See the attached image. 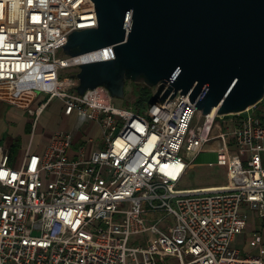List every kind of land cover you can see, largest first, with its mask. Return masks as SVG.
<instances>
[{
  "label": "built area",
  "instance_id": "1",
  "mask_svg": "<svg viewBox=\"0 0 264 264\" xmlns=\"http://www.w3.org/2000/svg\"><path fill=\"white\" fill-rule=\"evenodd\" d=\"M96 25L91 0H0V98L13 105L23 87L30 101L43 95L17 162L0 148V264H264V237L252 227L244 251L231 245L248 228L244 206L264 218V94L260 117L255 105L229 114L225 130V115L202 114L188 93L142 114L115 106L103 85L79 94L58 70L110 59L112 46L57 52L72 31ZM55 96L75 124L33 153L37 119ZM211 139L227 183L177 187L189 155ZM148 232L154 243L131 239Z\"/></svg>",
  "mask_w": 264,
  "mask_h": 264
},
{
  "label": "water",
  "instance_id": "2",
  "mask_svg": "<svg viewBox=\"0 0 264 264\" xmlns=\"http://www.w3.org/2000/svg\"><path fill=\"white\" fill-rule=\"evenodd\" d=\"M97 25L72 31L62 52L111 45L78 63L75 90L123 97L126 81L154 87L149 105L187 94L202 114H238L264 94V0H91Z\"/></svg>",
  "mask_w": 264,
  "mask_h": 264
},
{
  "label": "rangeland",
  "instance_id": "3",
  "mask_svg": "<svg viewBox=\"0 0 264 264\" xmlns=\"http://www.w3.org/2000/svg\"><path fill=\"white\" fill-rule=\"evenodd\" d=\"M66 54L62 52L61 49L58 50L57 56L64 57ZM77 71V67H68L61 68L58 70V77H73V74ZM76 81V80H75ZM154 87H148L146 85L142 86L140 83H135L132 81H126L124 86V95L123 97H113V104L120 108H126L129 110H133L134 112L142 114L143 111L147 108L149 103V98L153 92ZM42 93H39L38 98H42ZM47 97V94L45 95ZM17 102L22 103L24 100L17 99ZM11 106L10 102L6 99L0 98V148H9L11 149L12 162L10 165L15 164V161L19 159L20 156V148L21 142L25 138L26 133L23 129L26 128V123L29 125L31 118H34L35 112L34 110H27L23 118V123L20 126H16L18 123L13 121V119L9 120L5 115H7L8 111H6L7 107ZM60 107L61 100L58 97H52L47 106L42 111L39 117V124L41 123L44 126L45 130H52L57 128L61 123L60 118ZM9 110H14L10 108ZM19 110V109H18ZM255 116L260 117L262 114V104L260 102L255 104ZM224 118V120L222 119ZM222 118H217L222 125L223 130H225L224 121L226 118H230L229 116H223ZM67 122L70 127H73L75 124V118L73 115L68 117ZM25 125V126H24ZM31 130V129H30ZM80 130H83L80 129ZM94 136V146L99 149L102 145L101 133L96 128L93 130ZM215 133V132H214ZM21 138V139H20ZM37 138H34L36 141ZM218 139H211L206 142L201 149V151L196 155L195 158L192 155H189L190 159H193V164L189 167L187 173L183 176L181 181L178 183L177 187L179 188H190V187H198L205 186L211 184H224L226 183V170L223 166L216 164V148L219 145ZM13 144L11 147L10 145ZM250 220L252 221V228L255 229L259 234L264 237V218L257 216V214H253L250 216ZM254 232L252 230H246L238 234L234 241L232 242L233 247L240 248L241 251H244L247 247V239ZM155 234L152 233H142L135 236H132L131 239L134 243H139L143 241L153 242L155 241ZM127 264H133L131 259H127Z\"/></svg>",
  "mask_w": 264,
  "mask_h": 264
},
{
  "label": "crops",
  "instance_id": "4",
  "mask_svg": "<svg viewBox=\"0 0 264 264\" xmlns=\"http://www.w3.org/2000/svg\"><path fill=\"white\" fill-rule=\"evenodd\" d=\"M32 94H33V92L31 90H28V91L26 90L24 92H21V94L19 96H17V98H14L13 99L14 103H16L17 105L16 104H13L12 105L10 103L11 106H8L7 107L6 111H8V113L5 116L9 120L13 119V121H15L17 123L19 122L17 125H15V127L16 126H20V124L23 123L22 121H24L23 118H25L24 115H25V112L27 110H34V108L36 107V104L38 103L39 98H36L33 101L32 100L30 101V99L32 97ZM18 98L21 99V100H24V102H22V103L17 102V99ZM10 108H13L14 110H9ZM60 111H61L60 112L61 123H60V125L57 128L52 129V130H45L44 126H42L41 123L39 124V117H40L41 114L39 115V117L37 119V123H36V129H35L34 135L32 136V142H31V148H30V151L31 152H33V153H39V152H41L42 149H43V147H44V145H45V143L47 142V140L49 139L50 135L54 131H56V130H64V129L70 128V125L67 122L68 117L70 115L69 116L64 115L62 113V108L61 107H60ZM71 115L74 116V114H71ZM33 120L34 119L31 118L29 120L30 122H28V123H30V129L32 127ZM90 128H92V126L87 127L86 130L88 131ZM30 129H29L28 133H26L25 138L21 142L22 145H21V148L19 150L20 151V155H21L23 149L26 147V144H27V141H28V138H29ZM34 138H37V140L34 141ZM79 138H80L79 133L78 132H75L74 142L71 145V148L69 150V155L70 156H75L76 149H77V146H78V143H79ZM11 146H12V144L10 145V147ZM5 148L8 149L9 154H10V156L12 158V155H11V152H10L11 149H9L7 147H5ZM16 162L17 161H15V163ZM226 183H227V180H226ZM226 183H224V184H215V185L214 184H211V185L198 186V187H190V188H199V187L200 188H204V187H210V186L211 187L212 186H223ZM242 210H244L247 213V215H248V221H249L248 228H247V230H248V229H250L252 227V221L250 220V218H252V217H250V216H252L253 214L245 206L243 207Z\"/></svg>",
  "mask_w": 264,
  "mask_h": 264
},
{
  "label": "trees",
  "instance_id": "5",
  "mask_svg": "<svg viewBox=\"0 0 264 264\" xmlns=\"http://www.w3.org/2000/svg\"><path fill=\"white\" fill-rule=\"evenodd\" d=\"M141 84V83H140ZM142 86H144L145 84H141ZM242 115V114H240ZM228 116V115H227ZM24 131L28 132L29 131V125L26 124V128L24 129ZM13 145V144H12Z\"/></svg>",
  "mask_w": 264,
  "mask_h": 264
},
{
  "label": "bare ground",
  "instance_id": "6",
  "mask_svg": "<svg viewBox=\"0 0 264 264\" xmlns=\"http://www.w3.org/2000/svg\"><path fill=\"white\" fill-rule=\"evenodd\" d=\"M26 90L28 91V90H30V89H27L26 87H23V88H22V91H23V92L26 91ZM15 104H16V103H15ZM214 113H215V112H214ZM210 187H211V186H210ZM212 187H213V186H212ZM207 188H209V187H207Z\"/></svg>",
  "mask_w": 264,
  "mask_h": 264
}]
</instances>
